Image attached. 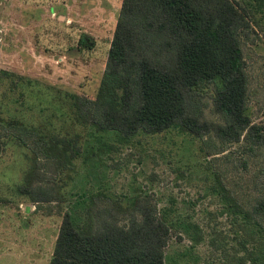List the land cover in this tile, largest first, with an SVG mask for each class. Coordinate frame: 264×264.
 Returning a JSON list of instances; mask_svg holds the SVG:
<instances>
[{
    "label": "rangeland",
    "instance_id": "374dc122",
    "mask_svg": "<svg viewBox=\"0 0 264 264\" xmlns=\"http://www.w3.org/2000/svg\"><path fill=\"white\" fill-rule=\"evenodd\" d=\"M120 5L121 0H0L2 110L22 117L46 138L76 134L81 149L65 169L46 159L38 162L32 186L63 198L35 204L18 191L31 152L7 144L0 156V264H48L62 212L72 210L82 220L92 194L118 203L135 197L155 202L171 226L166 264H251L243 261V243L252 249L250 240L244 242L250 226L228 204L219 180L250 208L264 170V149L249 151L239 143L219 152L217 138L199 139L175 128L123 139L75 120L69 95L95 96ZM258 22L243 50L250 114L253 122L264 123L261 13ZM10 80L17 88L6 94ZM206 99L205 116L220 121Z\"/></svg>",
    "mask_w": 264,
    "mask_h": 264
},
{
    "label": "trees",
    "instance_id": "16d2710c",
    "mask_svg": "<svg viewBox=\"0 0 264 264\" xmlns=\"http://www.w3.org/2000/svg\"><path fill=\"white\" fill-rule=\"evenodd\" d=\"M259 13L264 17V0H121L95 96L69 95L75 120L123 139L175 128L199 139L217 138L219 152L239 143L249 151L264 149V123L253 122L250 114L243 50ZM9 82L6 94L17 88ZM206 98L220 121L205 116ZM6 112L0 104V156L9 142L31 152L18 191L35 204L62 200L32 182L43 159L58 169L73 164L81 150L78 135L46 138ZM258 182L246 208L219 180L228 204L250 226L244 242L250 240L252 249L243 243V261L251 264H264V170ZM83 209L82 220L72 210L62 212L48 264H166L171 226L151 199L118 203L92 194Z\"/></svg>",
    "mask_w": 264,
    "mask_h": 264
},
{
    "label": "crops",
    "instance_id": "0c3cea01",
    "mask_svg": "<svg viewBox=\"0 0 264 264\" xmlns=\"http://www.w3.org/2000/svg\"><path fill=\"white\" fill-rule=\"evenodd\" d=\"M29 211V209H27V212Z\"/></svg>",
    "mask_w": 264,
    "mask_h": 264
}]
</instances>
